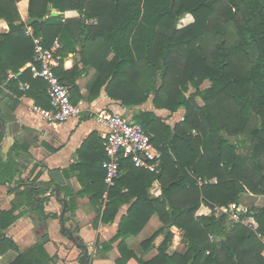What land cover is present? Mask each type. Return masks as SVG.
Returning <instances> with one entry per match:
<instances>
[{
  "label": "trees",
  "instance_id": "16d2710c",
  "mask_svg": "<svg viewBox=\"0 0 264 264\" xmlns=\"http://www.w3.org/2000/svg\"><path fill=\"white\" fill-rule=\"evenodd\" d=\"M20 1L0 0V20L8 27L7 33L0 34V95L2 88L7 91L3 108L0 100L3 127L14 120L23 95L38 106H49L46 84L33 79L29 69L20 72L33 61L35 38L44 48L55 40L59 43L55 73L62 82L67 79L61 68L64 53L77 52L81 64L96 71L90 100L105 87L107 96L125 107L139 106L151 97L155 108L185 111L183 120L173 127L152 112L134 115L133 121L161 152L162 161L157 173L136 168L129 160L120 161L119 177L93 227L99 222L112 224L122 206H127L126 215L117 233L101 243V250L109 251L121 239L116 264H264V208L240 213L238 223L228 218L231 211L236 212L243 193L264 196V0H28L31 36L20 22ZM50 9L58 15L51 16ZM70 11L78 17L63 21L62 15ZM186 15L193 22L178 28ZM205 81L209 87L201 89ZM20 83L28 89L20 90ZM190 87L194 92L186 95ZM238 136L248 138L242 154L237 150L244 140H230ZM3 138L1 132L0 144ZM90 144L91 136L80 148V162L71 170L78 172L84 192L100 202L105 190L101 168L105 155L99 139L98 145L93 144L95 158L86 164L83 155ZM20 151L14 143L5 161L0 156V186H8L15 195L9 210H0L1 232L18 219L16 212L23 206L42 224L56 218L45 213L44 203L49 199L39 198V184L18 177ZM198 178L208 183L198 186ZM154 183L161 190L156 197L149 194ZM56 191L58 198L61 194L66 200L64 214L72 216L74 192L66 185H57ZM201 206L211 214L196 217ZM221 208L227 214H221ZM154 215L162 228L140 243L137 257L126 249L125 240L136 237ZM245 218L254 220L255 231L242 225ZM173 228L183 234L184 253H167ZM77 232L73 231L76 243L85 245ZM160 234L164 238L157 255L143 260ZM9 251L18 253L10 264L53 261L42 244L19 252L0 233V256Z\"/></svg>",
  "mask_w": 264,
  "mask_h": 264
},
{
  "label": "crops",
  "instance_id": "0c3cea01",
  "mask_svg": "<svg viewBox=\"0 0 264 264\" xmlns=\"http://www.w3.org/2000/svg\"><path fill=\"white\" fill-rule=\"evenodd\" d=\"M17 5L20 16L24 20L27 1L23 0ZM57 15L58 13H56ZM77 17L78 14L74 11L65 12L64 14V20L75 19ZM188 17L191 16L186 15L181 20V22H184V25H181L179 22L177 27L183 28L191 24L193 19L190 20ZM25 26L29 27V25ZM0 28H2L3 33L8 32L7 24L3 20H0ZM79 49L80 47L78 46L76 50L78 51ZM62 56L61 68L67 73V79L63 83H66L69 96L74 104L81 103L84 112L76 119H70L63 124L52 127L47 125L38 115L30 112L29 108L35 104L34 100L23 95L20 97L19 105L14 111V120L6 122L4 127L0 122V133L4 132V138L0 144L2 161L7 159L14 143L21 147L22 151L19 152L21 158L17 160L20 171V176L18 177L24 181H31L39 172L41 173L36 181L39 184V189L42 191L39 198L46 197L49 199L44 203V211L49 215H56V218H47L46 222L42 224L41 222H37L30 210L23 206L16 212L19 213L18 219L6 230L0 231V233H3L6 238L13 241L19 252H24L37 244H42L46 255L49 258H53L50 264H76L79 256L78 253L81 251L64 234H61V222L59 219L61 211L59 212V210H62L63 203L57 201L54 195L57 185H66L75 194L76 209L72 216L64 214L63 219H67V222L63 220L64 226L69 229L73 225L72 229L78 230L77 235L85 243L91 255V264H116V261L121 257L118 247L121 239L113 243L111 249L107 252L101 250V243L109 241L117 233L118 224L121 218L126 215L127 206H122L119 209L112 224L105 225L99 222L97 228L94 229V220L98 217V211L103 210L106 202L102 198L100 202H96L90 198L89 194L84 192L82 184L77 179L78 172L71 170V167L80 162V148L90 136L92 144L86 149L83 157L86 164L91 163L93 158H95L93 144L98 145V140L100 139L101 141L100 135L103 132L102 127L96 120V114L99 112L105 111L133 121L136 113L148 111L160 118L164 124L173 127L183 120L185 111L178 109L171 113L166 109L155 108L151 97L139 106L125 107L120 102L110 99L105 92V87L101 88L96 98L90 100L92 96L91 89L97 77L96 71L89 66L84 67L80 62V55L77 52L64 53ZM111 58L112 56H109L108 60ZM28 64L20 72L27 69ZM205 82L204 84L206 85L203 87L202 84L201 89L209 87L210 83ZM20 85L25 86L23 91L28 89V86L22 83L19 84V89ZM2 90L0 100L2 101L1 105L3 108L7 91L3 88ZM193 92L194 90L190 87L186 95ZM92 94H95V91ZM197 102L200 106L202 105V102L198 98ZM9 139L12 140V143L4 155L2 149ZM55 171L60 172L64 180L63 185H59L54 181L49 182V173ZM7 187L0 186V210H9L11 202L15 200V195L9 192ZM9 187L12 188L13 184ZM20 189L22 190L23 187ZM160 191L159 185L154 183L149 190V194L156 197L160 194ZM249 197L254 196L249 195ZM59 199H64L61 194L59 195ZM239 207L242 208L241 205ZM250 209H243L241 213H245ZM210 214L211 210L208 207L201 206L195 216H209ZM246 220L253 222L254 227L256 226L252 218H245L244 221ZM161 228L162 225L158 217L152 216L136 237L125 240L126 249L129 251L133 250L137 254V257H139L142 250L139 246L140 243ZM173 230H171L172 234L176 231L175 233H177L178 237L173 236L174 241L173 243L171 242L167 250L169 255L174 254L177 246L180 245L179 230L176 228H173ZM163 236V234H160L155 238L152 243L153 248L142 255L143 260L147 261L157 255V248L162 242ZM44 237H47V242L43 241ZM176 240L178 241L176 242ZM261 242L264 245L263 239ZM17 256L18 253L15 251H9L0 256V264H10Z\"/></svg>",
  "mask_w": 264,
  "mask_h": 264
},
{
  "label": "built area",
  "instance_id": "2783aa9c",
  "mask_svg": "<svg viewBox=\"0 0 264 264\" xmlns=\"http://www.w3.org/2000/svg\"><path fill=\"white\" fill-rule=\"evenodd\" d=\"M27 35L31 36V28L25 27ZM33 61L28 64L33 79H40L46 84V96L48 108L31 105V113L38 115L47 125L56 127L70 119L78 118L84 108L81 103L73 104L70 100L68 88L57 77L55 70L59 67L58 51L60 45L55 40L49 48L41 45L40 39H33ZM20 89H25L20 85ZM96 120L102 127L100 135L101 145L105 158L101 162L103 170V183L105 190L102 200L107 201V194L119 177V163L121 160H129L136 168L157 173L161 161V152L151 143L149 136L143 128L132 120L102 111L96 114ZM198 186L208 183L207 180L196 179ZM231 209V208H230ZM224 212H228L227 209ZM231 211V210H230ZM231 220L238 221L240 213L231 211ZM242 225L253 230V222L242 221Z\"/></svg>",
  "mask_w": 264,
  "mask_h": 264
},
{
  "label": "rangeland",
  "instance_id": "374dc122",
  "mask_svg": "<svg viewBox=\"0 0 264 264\" xmlns=\"http://www.w3.org/2000/svg\"><path fill=\"white\" fill-rule=\"evenodd\" d=\"M23 1V0H22ZM27 1V8L25 7V9H26V11H25V17H24V20L21 18V16H20V13H19V11H18V13H19V16H20V22L21 23H24V25H29V23H30V20H29V18H28V0H26ZM21 2V1H20ZM19 2V3H20ZM18 4V3H17ZM18 6V5H17ZM17 10H18V7H17ZM52 11H54L55 13H58L57 11H55V10H52V9H50V12H52ZM65 14V13H64ZM64 14L62 15V20L64 21ZM51 15V14H50ZM52 16V15H51ZM188 19H192L191 17H188ZM23 21V22H22ZM19 22V23H20ZM180 24L181 25H184V22H181L180 21ZM25 27H28V26H24V29H25ZM3 33V30H2V28H0V34H2ZM208 82V81H207ZM204 83H206V82H204ZM203 83V87L206 85V84H204ZM202 87V88H203ZM182 110H184V109H182ZM230 140L231 141H233V142H236V143H239V140H244V143L242 144V146H240L239 148H238V153L239 154H242L244 151H245V149H246V143H247V141H248V138H246V137H242V136H238V137H236V138H230ZM244 145V146H243ZM37 180L35 179V180H31V181H29V180H26V182L28 183V182H36ZM161 192V191H160ZM249 195L250 196H254V195H251V194H248V193H243L242 195H241V200H243V201H241L240 200V202L238 203V207H237V211H238V213H241V211L243 210V209H250V208H254V209H258V208H264V196H254V197H249ZM242 206V208H240L239 206L240 205ZM61 210H59V212H60ZM225 210H222V208L220 209V212H221V214H227V212H224ZM218 215H219V213H218ZM229 217V219L232 217L231 216V214L230 215H228ZM230 221H232L231 219H230ZM233 223L235 222V223H238V221H232ZM232 222H229V223H232ZM250 222V221H249ZM66 227V226H65ZM73 225H71L70 226V228H69V230L70 231H74L73 229ZM255 229H256V226L254 227V225H253V230L252 231H255ZM171 230H173V229H171ZM174 231V230H173ZM176 232V231H175ZM173 233V236H176V238L178 237V235H177V233ZM179 243H180V245L179 246H177V250H176V253H184L185 251H186V246H185V244L183 243V234H182V232L181 231H179ZM163 238H164V236H163ZM211 239V238H210ZM173 241H174V237H173V240H172V243H173ZM178 240H176V242H177ZM81 251V250H80ZM82 251L81 252H79L78 253V259H79V257L82 255ZM89 253V252H88ZM89 258L91 257V255H90V253H89V256H88ZM78 259H77V263L76 264H79V261H78ZM88 264H91V259H89V263Z\"/></svg>",
  "mask_w": 264,
  "mask_h": 264
},
{
  "label": "water",
  "instance_id": "95a60500",
  "mask_svg": "<svg viewBox=\"0 0 264 264\" xmlns=\"http://www.w3.org/2000/svg\"><path fill=\"white\" fill-rule=\"evenodd\" d=\"M52 16H56V13L54 11H52L51 13ZM66 86V83L64 84ZM12 143V140L9 139L3 149H2V153L5 155L10 147ZM49 178L54 181L55 183L59 184V185H63L64 184V180L60 174V172H50L49 173ZM33 189L30 188V191H32ZM54 195L57 199V201H59L60 203H63V207H62V210H61V213L59 215V219H60V222H61V234H66L67 235V238L73 243V245L81 250L83 253L82 255L79 257L78 261H79V264H85V260L88 258L89 256V253H88V250H87V247L83 244H77L75 239H74V236L76 235V233H73L72 231H70L68 228H66L64 226V222H63V216H64V212H65V208H66V201L64 199H59L58 198V191H54ZM43 241L44 242H47V237H44L43 238Z\"/></svg>",
  "mask_w": 264,
  "mask_h": 264
}]
</instances>
